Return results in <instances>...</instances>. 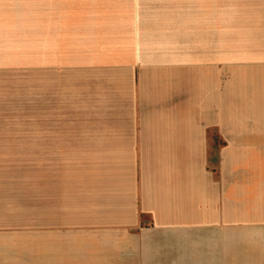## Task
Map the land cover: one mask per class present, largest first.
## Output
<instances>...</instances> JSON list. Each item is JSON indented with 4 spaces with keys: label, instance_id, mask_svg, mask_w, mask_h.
<instances>
[{
    "label": "crops",
    "instance_id": "crops-1",
    "mask_svg": "<svg viewBox=\"0 0 264 264\" xmlns=\"http://www.w3.org/2000/svg\"><path fill=\"white\" fill-rule=\"evenodd\" d=\"M263 1L208 6L201 60L193 31L180 39L183 21L147 0H0L1 38L15 40L0 101L27 114L0 143L79 161L40 204L0 208V264H264V215L242 219L244 177L225 168L264 154V129H226V106L235 122L238 101H264Z\"/></svg>",
    "mask_w": 264,
    "mask_h": 264
},
{
    "label": "rangeland",
    "instance_id": "rangeland-1",
    "mask_svg": "<svg viewBox=\"0 0 264 264\" xmlns=\"http://www.w3.org/2000/svg\"><path fill=\"white\" fill-rule=\"evenodd\" d=\"M220 3L221 7H233V0H147V10L151 13H171L174 12L177 18L180 19V27L182 22L185 24L184 28H180V39L184 38V41L188 38L187 33L193 31L194 38L190 44V48L193 51L194 56L201 57V50L203 44L202 27L207 26L205 21L207 20V14L210 17L215 18V13L208 6L214 7ZM264 4V1H263ZM2 6H7L2 3ZM5 8L4 14H10V6ZM15 11V8L13 9ZM24 11V10H22ZM2 12V9H0ZM223 13V12H222ZM228 13H233L232 10H227ZM258 13V19L261 18V14ZM227 14H221V19L227 22ZM27 15L26 11L22 16L21 23L24 29V33L27 27ZM15 18V16L11 17ZM183 19V20H182ZM5 26L0 24V38H4ZM228 29V28H227ZM260 32V30L258 31ZM150 35V34H149ZM191 35V34H190ZM189 35V37H190ZM257 35H260L259 33ZM0 39V52L5 49L6 53L10 54L8 45L12 46L15 41L11 39ZM189 39V38H188ZM192 45V47H191ZM226 48V49H225ZM231 47L228 44L223 49L229 50ZM162 49L160 46L159 50ZM244 49L241 50L244 53ZM228 52V51H227ZM201 61H199L200 63ZM181 68L184 70L190 66L181 64ZM10 65H0V87L2 89L8 88L9 79L12 76L11 73L5 72L3 68ZM192 66V65H191ZM200 70V69H199ZM198 69L193 70L199 71ZM186 71V70H185ZM186 74V73H185ZM156 79L151 83L146 81V86L159 87L162 82L161 73L156 74ZM200 78L199 74H196V79ZM181 91V90H180ZM184 92L185 90L182 89ZM177 92V102H184L186 105V95L184 93ZM162 103V101H158ZM239 102V118L234 122L233 120V106H226L227 117L230 121L226 124L227 130H245L247 128L264 129V101H238ZM260 103V104H259ZM174 104V105H175ZM172 105V106H174ZM144 114H149L151 109L149 104L145 105ZM149 106V107H148ZM195 114H197L201 108V105L193 106ZM26 107L24 101H0V135L8 133H19L18 130H25L26 119ZM254 119L251 123L247 122V118ZM247 124L251 125L249 127ZM9 138L0 137L1 141H10ZM216 157L211 155V158ZM64 162L58 169L56 162ZM55 162V163H54ZM77 155H45L40 153L26 152V148L18 147L14 144L0 143V208H27L34 204H40L43 199V187L47 184V180L55 177L59 172L63 173L65 179H73L77 175L75 165L78 164ZM236 162V164H235ZM64 167V168H63ZM225 168H227V174L233 172H242L244 178L246 191L242 194V219H246L250 214L264 215V154L258 153H241V157L236 159H225ZM252 182V186H248L245 180ZM233 190V189H232ZM203 194H199L197 197L201 202ZM228 201L232 204L234 200L228 197ZM261 218V217H259Z\"/></svg>",
    "mask_w": 264,
    "mask_h": 264
},
{
    "label": "bare ground",
    "instance_id": "bare-ground-1",
    "mask_svg": "<svg viewBox=\"0 0 264 264\" xmlns=\"http://www.w3.org/2000/svg\"><path fill=\"white\" fill-rule=\"evenodd\" d=\"M160 46H161V45H160ZM259 104H260V103H259ZM245 191H246V189H245V188H242V189L240 190V195L243 194ZM233 192H235V191L233 190Z\"/></svg>",
    "mask_w": 264,
    "mask_h": 264
}]
</instances>
